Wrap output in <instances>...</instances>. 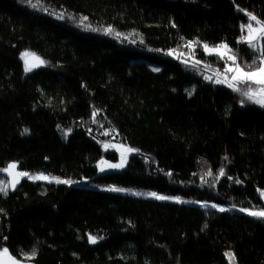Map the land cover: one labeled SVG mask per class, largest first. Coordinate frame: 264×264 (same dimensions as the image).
Masks as SVG:
<instances>
[{"label": "trees", "instance_id": "16d2710c", "mask_svg": "<svg viewBox=\"0 0 264 264\" xmlns=\"http://www.w3.org/2000/svg\"><path fill=\"white\" fill-rule=\"evenodd\" d=\"M32 4L0 0V187L9 163L28 174L0 192V252L31 264H264L262 218L90 187L264 211L261 86L216 82L227 62L260 66L264 39L250 47L240 26L243 11L264 24V0ZM224 42L235 63L203 52ZM24 51L50 66L24 77Z\"/></svg>", "mask_w": 264, "mask_h": 264}, {"label": "rangeland", "instance_id": "374dc122", "mask_svg": "<svg viewBox=\"0 0 264 264\" xmlns=\"http://www.w3.org/2000/svg\"><path fill=\"white\" fill-rule=\"evenodd\" d=\"M243 13L247 14L248 17V21L245 23H241L240 29L242 30V35H241V39L240 41L242 42H247V37L249 35V30L247 28V25L251 24L253 25L254 29H259L261 27V23H256V20H250L249 19V13L243 11ZM251 16H253L252 14H250ZM255 34V33H254ZM260 40L258 39L256 41H254L256 48H260ZM248 43V42H247ZM206 44L203 45V52L205 53V55L207 56H219V57H227L229 60L230 54H229V48H228V44H226L225 42L219 45H215V46H208V49H217L221 54H217V52L213 51V52H208L205 50V46ZM220 45H226L227 49H220L219 46ZM171 53V54H170ZM183 51H179V50H170L168 51V54L174 58V59H178L183 61ZM188 57H191V55H186ZM238 65L237 64H231L229 62L226 63V68H225V73H223V79L221 80H217L220 82L217 83H221V84H225V85H229L237 80H233L232 76L235 75L234 72L228 71L229 68H236ZM261 66V63H260ZM259 66V67H260ZM253 71V70H252ZM251 82V81H249ZM253 83V82H252ZM257 84V83H254ZM259 85V84H257ZM261 87H264V85H260ZM258 97L259 95L263 96L264 98V94L261 93H257ZM260 96V97H261ZM118 150H120V156H123L124 153L128 152L126 148H124L123 146H117L116 147ZM1 173V172H0ZM29 177H47L48 179H31V180H39L42 182H52V183H56L55 180L59 179L61 181H66V183H56V184H63V185H67V186H75V185H80V184H84L85 181L84 180H78V179H68V178H62L59 176L56 177H51V176H45L43 174H30ZM30 179V178H29ZM2 180L6 183L7 185V181L5 178H2ZM5 185V184H4ZM90 187L93 189H97V190H103V191H108L107 189L109 188H116V189H123L124 191H108V192H113V193H117V194H122V195H130L136 198H141V199H149V200H156L159 202H167V203H176V204H186V205H193V206H199L201 208H211V209H215L217 211H220L219 209H224V211H235V212H239L242 214H247L246 211H242L241 208H233V207H224V206H219L216 204H212V203H203V202H198L192 199H187V198H183V197H179V196H169V195H165V194H161L155 191H151V190H138V189H132V188H128L125 186H120V185H115V184H106V183H90ZM264 192L263 190L259 191L260 197L264 200V197L261 196V193ZM132 193H137V195H133ZM149 193H155L159 196H164V197H169L170 199H164V200H158L155 199L154 197L148 195ZM176 198H179L180 201L182 202H176ZM212 205H215L216 207H213ZM247 210V209H246ZM248 211H256V210H248ZM259 212V211H257Z\"/></svg>", "mask_w": 264, "mask_h": 264}, {"label": "snow or ice", "instance_id": "6c2138e0", "mask_svg": "<svg viewBox=\"0 0 264 264\" xmlns=\"http://www.w3.org/2000/svg\"><path fill=\"white\" fill-rule=\"evenodd\" d=\"M29 3H31V0H29ZM39 4V0H37V4H32V7H37V5ZM86 19V18H85ZM249 19L250 20H256V17L251 16L249 14ZM256 23H260L259 21H256ZM247 28L249 30V35L247 37V42L249 43L250 47L255 48V43L254 41L258 40V39H264V24L261 25V27L259 29H254L253 25L249 24L247 25ZM106 31H111V29H107ZM255 33V34H254ZM205 50L208 52H217V54H221L217 49H208V46L205 45ZM220 49H227L226 45H220L219 46ZM171 54V53H170ZM25 57H27L28 55H30L29 53H25L23 54ZM34 60H38L37 57L33 56ZM229 59L233 60V63H235V60L233 57H229ZM38 63H43V61H38ZM261 66L256 68L253 71H248L246 69H243L239 66H237L236 68L232 69L229 68L228 71L234 72L235 75L232 76L233 80H237L241 83H247L249 81L253 82V83H257L259 85H264V58L261 59L260 61ZM37 65H32V66H28L27 61H26V67H25V71H31V67H34ZM220 82V81H217ZM229 87H232V85H229ZM237 90V89H234ZM259 92L261 94H264V87H261L259 89ZM243 95L248 98V99H253L254 93L252 91L251 88L248 89V91L244 92ZM255 102L257 103H262L264 104V101L261 100H256ZM95 115V114H94ZM27 131V130H25ZM128 151H133L132 149H128ZM123 166V157H122V162L119 165H109V167H122ZM16 165L15 164H10L8 166V169H5L4 171L9 172L10 175H12V172H10L9 170H15ZM103 170V169H102ZM28 174L25 172H15L14 174V178L12 180V186L15 187V184L18 183V179H16V177H22V176H27ZM207 175H212L211 172L207 173ZM225 175L223 169H221L220 171V176ZM30 179H48L47 177H29ZM56 183H66V181H61L59 179L55 180ZM206 182V181H203ZM237 183H239V181H237ZM0 184H3L2 181H0ZM7 187V185H4L3 187H0V192H5V195L7 194L5 191V188ZM108 191H124L123 189H116V188H109L107 189ZM133 195H137V193H132ZM148 195L154 197L155 199L158 200H164V199H170L169 197H164V196H159L155 193H149ZM261 196L264 197V192L261 193ZM176 202H182L179 200V198H176ZM213 207H216L215 205H212ZM220 211H224V209H219ZM242 211H246L248 215L251 216H255L258 218H262L264 219V211H248L246 209H242ZM89 242L90 243H95L96 240L95 238L89 236ZM226 255L230 258V260H234V257L232 255V253H226ZM32 256H35V251H33ZM4 257L7 258V260H4ZM17 264V261H15L10 255H8V249H3L2 252H0V264Z\"/></svg>", "mask_w": 264, "mask_h": 264}, {"label": "water", "instance_id": "95a60500", "mask_svg": "<svg viewBox=\"0 0 264 264\" xmlns=\"http://www.w3.org/2000/svg\"><path fill=\"white\" fill-rule=\"evenodd\" d=\"M171 1H175V0H171ZM25 53H29L30 55H28L27 57H25V56L23 55V54H25ZM33 56L37 57L38 60H34V59H33ZM26 61H27L28 66H32V65H37V66L31 67V71H27V72H26V71H25ZM38 61H43V63H38ZM18 62L22 65L23 72H24V77L27 76V75H29V74H32V73H34V72H36V71H38V70H41V69H47V68L50 66V64H49L47 61H44L43 59H41L40 57H38L36 54H34V53H32V52H29V51H24V52L20 53V55H19V57H18ZM262 97H263V96H262ZM10 164H15V165H16L15 170H9L10 172H12V175H10L9 172H6V171H4L3 175H4L5 178H6V181H7V187H8V189H9L10 193H14V192L18 189V187L20 186L21 181H22V177H16V179H18L19 182L15 184V187H13V186H12V180H13V178H14V174H15V172H19V166H18V164H16V163H9V164L5 167V169H8V166H9ZM5 169H4V170H5ZM95 240H96V239H95ZM89 244H90L91 246H93V245L97 244V240H96L95 243H90V242H89ZM8 255H10L15 261H17V264H31V263H28V262H23V261H19V260L15 259V258H14L9 252H8ZM4 260H7V258L4 257ZM9 264H10V262H9Z\"/></svg>", "mask_w": 264, "mask_h": 264}]
</instances>
